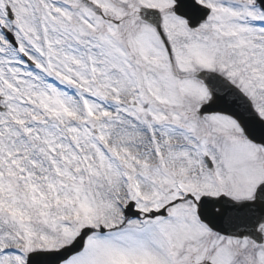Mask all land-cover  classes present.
<instances>
[{"label":"snow or ice","instance_id":"6c2138e0","mask_svg":"<svg viewBox=\"0 0 264 264\" xmlns=\"http://www.w3.org/2000/svg\"><path fill=\"white\" fill-rule=\"evenodd\" d=\"M0 264H264V0H0Z\"/></svg>","mask_w":264,"mask_h":264}]
</instances>
